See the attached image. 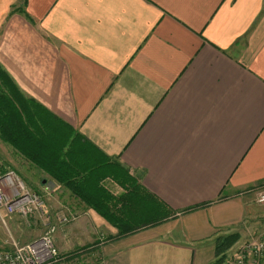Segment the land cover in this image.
Masks as SVG:
<instances>
[{"label":"crops","instance_id":"1","mask_svg":"<svg viewBox=\"0 0 264 264\" xmlns=\"http://www.w3.org/2000/svg\"><path fill=\"white\" fill-rule=\"evenodd\" d=\"M0 66L97 159L174 213L116 236L0 142L3 166L44 209L76 218L75 233L53 224L60 256L217 264V239H241L264 186V0H0ZM101 184L125 193L109 177Z\"/></svg>","mask_w":264,"mask_h":264},{"label":"trees","instance_id":"2","mask_svg":"<svg viewBox=\"0 0 264 264\" xmlns=\"http://www.w3.org/2000/svg\"><path fill=\"white\" fill-rule=\"evenodd\" d=\"M0 142L68 189L109 223L116 230V236L157 225L174 215L165 204L137 184L127 171H113L108 166L111 163L97 159L95 149L83 142L78 133L71 132L43 106L24 97L1 66ZM106 177L125 193L113 196L106 191L101 184ZM238 239L237 234L217 239V264H222L225 253ZM70 256L60 257L63 263L73 264L75 258ZM86 264L91 261L86 260Z\"/></svg>","mask_w":264,"mask_h":264},{"label":"built area","instance_id":"3","mask_svg":"<svg viewBox=\"0 0 264 264\" xmlns=\"http://www.w3.org/2000/svg\"><path fill=\"white\" fill-rule=\"evenodd\" d=\"M255 203L264 206V186L257 194ZM0 213L8 216L27 218L45 209L39 196L29 190L19 176L5 169L0 163ZM73 219V218H72ZM69 218L60 217V224L68 223ZM56 227L48 225L41 237L18 245L13 240L0 246V264H61L63 263L54 245L53 233ZM227 264H264V231L235 248Z\"/></svg>","mask_w":264,"mask_h":264},{"label":"rangeland","instance_id":"4","mask_svg":"<svg viewBox=\"0 0 264 264\" xmlns=\"http://www.w3.org/2000/svg\"><path fill=\"white\" fill-rule=\"evenodd\" d=\"M0 163L1 166L5 168V166H3V163L1 161ZM5 169L8 168L6 167ZM261 190L262 189L260 188L254 193L253 195L254 200H256V196ZM253 210L255 213L254 218L251 220L249 224L243 226V231L241 232L242 234L241 239L237 240V244L234 245V247L231 250L229 249L227 251L228 253L227 252L225 253L227 254L226 255L227 260H229V258L232 256L234 252L233 250L234 248H236L238 245L242 244L243 242L251 239L252 237H255L256 235L264 231V206L259 207L258 205L256 207L255 205ZM59 216H61V214L59 215V212L49 208L45 210L43 216H40L39 213H36L24 219L16 215L8 216L4 213H0V246H2L3 243L9 244L12 242V240L18 245H23L31 239L33 240L41 237L46 232L48 225H53V224L57 225ZM64 217L69 218L67 216ZM71 218L72 217H70V219ZM70 219L68 223H66L68 226L67 225L66 227L64 226L65 227L64 229L65 231L69 230L75 233L76 230L75 228H73L74 227L73 222L75 221L76 218L73 219L72 221H70ZM57 227L59 229V226ZM55 234L56 233L54 232L53 238ZM82 244L85 245L84 243ZM62 245L64 246V244Z\"/></svg>","mask_w":264,"mask_h":264}]
</instances>
